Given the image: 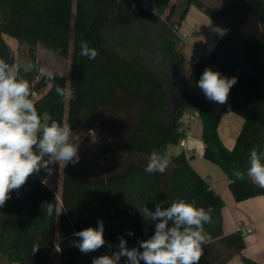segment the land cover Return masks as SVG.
Instances as JSON below:
<instances>
[{
    "label": "trees",
    "instance_id": "1",
    "mask_svg": "<svg viewBox=\"0 0 264 264\" xmlns=\"http://www.w3.org/2000/svg\"><path fill=\"white\" fill-rule=\"evenodd\" d=\"M192 4L226 30L194 62L178 34ZM251 14L258 18L259 36L242 33ZM5 35L23 48L19 56ZM81 40L98 51L94 60L79 55ZM38 47L71 57L70 76L52 72L55 79L47 81L36 70L42 67ZM0 58L10 65H36L30 72L21 69L19 76L30 83L42 123L48 116L46 123L71 125L80 157L63 169L61 197L59 164L51 174L41 170L12 191L0 208V264H52L56 245L58 264H92L93 257L116 251L121 236L129 248L138 247L154 234L156 223L139 210L155 211L157 203L168 207L177 198L213 210L212 222L204 225L212 242L204 246L199 264H227L236 255L245 264H264L243 255L241 232L224 233V200L186 152L167 153L186 137L184 114L197 112L203 157L226 173L236 201L264 195L247 176L232 182L233 168L246 172L250 150H264V0H224L218 7L203 0H0ZM205 68L238 78L229 96L244 123L233 148L218 131L222 114L196 87ZM55 85L73 89L75 99L58 96ZM154 149L171 158L163 174L144 170ZM43 202H52L61 213L48 216ZM98 220L104 222L107 243L84 254L73 246V233L97 227ZM34 244L40 250L33 255ZM125 261L122 257L120 264Z\"/></svg>",
    "mask_w": 264,
    "mask_h": 264
},
{
    "label": "clouds",
    "instance_id": "2",
    "mask_svg": "<svg viewBox=\"0 0 264 264\" xmlns=\"http://www.w3.org/2000/svg\"><path fill=\"white\" fill-rule=\"evenodd\" d=\"M221 35L224 29H214ZM80 56L94 60L98 56L95 48L89 47L87 41L80 42ZM36 68L33 63L9 64L0 58V208L11 198L12 191H19L27 183L30 176L44 170L47 174L53 171L55 164H77L79 162V144L71 125L55 120L42 123L38 110L31 97L28 80L19 76L21 69L30 72ZM44 74L47 81L55 79L54 74L43 68L36 69ZM238 78L222 76L220 72L205 68L196 87L209 100L218 104H226L231 88ZM58 96L75 99L73 89L55 85ZM172 161L171 158L157 150L148 156L145 172L153 174L165 173ZM248 168L245 171L232 169L233 183L243 181L245 176L255 185L264 189V150L254 146L248 155ZM41 208L48 216L60 209L52 202H43ZM141 215L155 223L154 234L139 241L138 247L129 248L123 236L119 238L117 250L111 255L104 254L93 257L92 264H199L204 255V246L212 242L204 225L212 222V208L195 206L194 202L177 198L170 206L161 207L159 203L155 211L144 207ZM104 222L98 220L97 227H87L73 233L74 244L82 253L88 254L105 246ZM131 231L128 235H132ZM111 249L112 245L108 244ZM142 249V250H141ZM40 250L34 244L32 254ZM59 252L60 247L57 245Z\"/></svg>",
    "mask_w": 264,
    "mask_h": 264
},
{
    "label": "crops",
    "instance_id": "3",
    "mask_svg": "<svg viewBox=\"0 0 264 264\" xmlns=\"http://www.w3.org/2000/svg\"><path fill=\"white\" fill-rule=\"evenodd\" d=\"M207 1L212 3V1L215 0H207ZM217 1L218 3H220L218 6H220L224 0H217ZM193 15L194 17L197 18V20L191 23H187L186 25V22ZM199 19L207 20L205 27L199 23L198 21ZM222 22H225V19H223ZM217 28L222 29L223 25H221L220 27L215 26L212 23L211 19L208 20V18L203 15V11L201 9H199L194 4L190 6L186 18L184 19L178 30V34L180 36H193V39L190 38V42L193 43L192 48L185 49L187 55H189L190 50L193 51V53L191 54L193 55L191 56V62L196 61L199 57L207 55L213 49V47L215 46L218 40L216 35L220 33L214 30ZM201 33L203 35L205 33V39L201 44L198 45L196 39H194V36L199 35ZM211 103L213 104L212 101ZM223 110H224L223 112H220L222 114V119L219 124L218 131L224 144L228 148H233L237 136L243 126L244 117L234 112L231 109L230 96L228 98L227 103L223 104ZM225 121L228 122L227 125H224ZM187 131L191 133L192 130L190 128ZM223 131L226 134L225 136L223 135ZM189 132H186V137L179 144L170 145V146L180 145L185 148L177 152H174L173 154H178L181 151H185L187 156L190 157V161L193 167L203 177H205L208 180L212 188L223 198L224 233L226 235L236 232V226L238 221H244L253 226L254 228L253 232L244 236L246 240V248L243 251V255L260 263H264V195L254 196L243 201H236L229 188V178L226 175V173L222 169L221 170L223 171V173L218 172L217 169H215V167L199 159L203 157L204 148H201L202 150H200L198 153L195 150L194 152L191 153L189 152L188 138L191 137ZM167 153H168V149H167ZM194 161H196V164L193 163ZM210 163L214 164L212 162ZM234 263L245 264L242 261L240 255L234 256L227 264H234Z\"/></svg>",
    "mask_w": 264,
    "mask_h": 264
},
{
    "label": "rangeland",
    "instance_id": "4",
    "mask_svg": "<svg viewBox=\"0 0 264 264\" xmlns=\"http://www.w3.org/2000/svg\"><path fill=\"white\" fill-rule=\"evenodd\" d=\"M207 4H210L212 6H218L220 3H218L217 0L215 1H212L209 2L207 0H204ZM203 15L206 16L208 18V20L210 19V17L205 14L203 12ZM197 18L193 16L190 17V19L186 22V25L187 23H191V22H194L196 21ZM199 23L202 25V26H206V22L207 20H198ZM222 29H225L224 27ZM260 32H261V29H260V25H259V22H258V18L255 14H251L248 19L246 20L245 24L243 25L242 27V33L245 35V36H259L260 35ZM182 37V40L184 42V48L185 49H191L192 46H193V43L190 42V38L193 39V36H181ZM217 39L221 38L220 37V33L218 35H216ZM5 39L7 40V42L10 44V46L14 49L16 55L19 56V54L21 52H23V48L19 49L18 48V42L15 38L11 37V36H8V35H5ZM194 39H196L198 45L201 44L203 42V40L205 39V33L204 35L201 33L199 35H196L194 36ZM193 53L192 50L189 51V55L188 56V60L191 62V55ZM37 57L41 60L42 62V67L43 69L47 70V71H50V72H60V73H65L68 77L70 76V72H71V57H66V58H63V57H60V56H57L47 50H45L44 48L42 47H38L37 49ZM38 97V95H37ZM36 97V98H37ZM213 102V101H212ZM214 106L219 110V112H223V105L221 104H218L216 102H213ZM66 109H67V104H66ZM227 114V113H226ZM226 119V118H225ZM48 120V116H46L45 118V122ZM225 124L224 125H227L228 122H224ZM193 126V128H192ZM191 128V137L188 138V150L189 152H194V150L198 153L200 150H202L201 148H204V141H203V138H202V122H201V119L197 116L193 121H192V124L190 125V127L188 126V129ZM226 128V127H225ZM223 135L225 136L226 134L224 133L223 131ZM181 149H185L184 147L180 146V145H175V146H170L168 148V153L170 154H173L174 152H177ZM200 160H202L203 162L209 164V165H212L213 167H215V169H217L218 172L220 173H223V171L221 170V168H219V166H216L214 164H211L209 161H207L204 157L202 158H199ZM92 161L99 164L102 162V160L100 158H95V157H92ZM194 164H196V161L193 162ZM59 183H58V187H57V190H58V193H59V196L61 197V191H62V178H63V164H60L59 165ZM60 205H61V199H60ZM57 248V245L55 247V250L53 252V260H52V264H58V251L56 250ZM235 264V263H234Z\"/></svg>",
    "mask_w": 264,
    "mask_h": 264
},
{
    "label": "built area",
    "instance_id": "5",
    "mask_svg": "<svg viewBox=\"0 0 264 264\" xmlns=\"http://www.w3.org/2000/svg\"><path fill=\"white\" fill-rule=\"evenodd\" d=\"M37 95H38L37 93H34V98H36ZM197 116L199 117V114L197 112L184 114L182 121H183L184 125H186L187 130H188V126L190 127V125L192 124V121ZM253 230H254V228L251 224L246 223L244 221H238L237 222L236 231L241 232L244 236L252 233Z\"/></svg>",
    "mask_w": 264,
    "mask_h": 264
},
{
    "label": "water",
    "instance_id": "6",
    "mask_svg": "<svg viewBox=\"0 0 264 264\" xmlns=\"http://www.w3.org/2000/svg\"><path fill=\"white\" fill-rule=\"evenodd\" d=\"M225 30V29H224ZM223 35L220 34V37H222Z\"/></svg>",
    "mask_w": 264,
    "mask_h": 264
}]
</instances>
